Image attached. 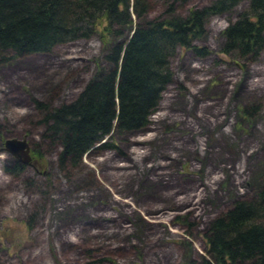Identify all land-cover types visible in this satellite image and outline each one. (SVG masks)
<instances>
[{
	"label": "rangeland",
	"instance_id": "obj_1",
	"mask_svg": "<svg viewBox=\"0 0 264 264\" xmlns=\"http://www.w3.org/2000/svg\"><path fill=\"white\" fill-rule=\"evenodd\" d=\"M174 1L153 0L146 16H133L132 30L109 38V46L167 18L168 5L186 18L215 0ZM247 10L243 3L209 18L194 43L208 56L176 51L172 82L149 125L112 134L118 150L102 149L108 137L78 166L60 167L62 147L44 119L114 69L101 34L0 62V264L211 259V221L264 188V48L257 57L222 53L224 31ZM257 107L256 115L243 116V109ZM11 139H26L37 168L22 164L18 176L9 171L18 162L2 151Z\"/></svg>",
	"mask_w": 264,
	"mask_h": 264
},
{
	"label": "trees",
	"instance_id": "obj_2",
	"mask_svg": "<svg viewBox=\"0 0 264 264\" xmlns=\"http://www.w3.org/2000/svg\"><path fill=\"white\" fill-rule=\"evenodd\" d=\"M152 1L0 0L1 63L48 54L57 46L90 39L96 32L106 44L105 59L114 69L98 74L77 100L50 111L44 119L49 134L62 147L61 168H67L69 161L72 167L78 166L85 154L108 137L102 149L116 151L119 147L112 134L137 132L149 125L172 82L170 61L176 51L208 56V50L194 43L204 37L212 16L247 3L248 10L224 31L222 53L257 57L264 48V0H215L191 10L186 18L177 16L171 4L167 18L138 26L129 40L110 47L109 38L124 37L134 26L133 16L144 18ZM257 109H243V116H254ZM23 167L17 162L9 171L18 176ZM206 239L211 259L201 264H264V188L255 197L236 201L211 221Z\"/></svg>",
	"mask_w": 264,
	"mask_h": 264
},
{
	"label": "water",
	"instance_id": "obj_3",
	"mask_svg": "<svg viewBox=\"0 0 264 264\" xmlns=\"http://www.w3.org/2000/svg\"><path fill=\"white\" fill-rule=\"evenodd\" d=\"M98 147V146H96ZM3 152L14 157L19 163L24 165L37 166L33 163V150L28 142L25 140L11 139L4 143Z\"/></svg>",
	"mask_w": 264,
	"mask_h": 264
}]
</instances>
